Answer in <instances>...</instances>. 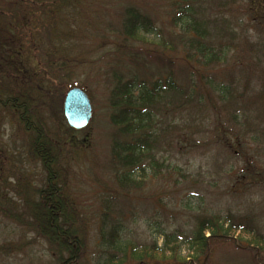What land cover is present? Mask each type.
Masks as SVG:
<instances>
[{
	"label": "trees",
	"instance_id": "trees-1",
	"mask_svg": "<svg viewBox=\"0 0 264 264\" xmlns=\"http://www.w3.org/2000/svg\"><path fill=\"white\" fill-rule=\"evenodd\" d=\"M161 1L162 25L137 0H0V128L41 169L0 147V219L44 243V264H264V0ZM93 83L116 130L118 190L139 187L137 171L157 175L175 146L206 155L250 208L197 213L186 230H160L159 245L123 242L104 206L90 238L68 178L75 132L56 106L73 87L90 99Z\"/></svg>",
	"mask_w": 264,
	"mask_h": 264
},
{
	"label": "rangeland",
	"instance_id": "rangeland-1",
	"mask_svg": "<svg viewBox=\"0 0 264 264\" xmlns=\"http://www.w3.org/2000/svg\"><path fill=\"white\" fill-rule=\"evenodd\" d=\"M137 1L142 5L147 3L145 8L149 14L157 18L158 24H165L168 8L164 2ZM144 38L147 41L152 40L151 35ZM93 88L94 94L90 98L92 117L89 125L83 130L74 131L75 133L67 132L75 143L73 147H76L69 151L67 160L71 161L69 183L80 209L91 223L90 238L95 235L104 206L109 208L112 217H117L124 225L123 242L142 244L157 240L159 245L162 243L158 234L160 230H186L197 213H225L231 209L238 216H243L245 209L250 208L248 205L244 206L243 197L233 198L227 193L231 180L227 177L225 179L222 172L215 173L212 168L213 161L206 155H183L178 153L179 150L175 146L167 153L161 154L166 161L157 175L153 174L152 170H146V176L143 178L141 172L137 171L134 177L141 181L139 187L126 195L118 190L113 180L114 169L111 160V144L116 138V130L108 121L106 91H102L96 83H93ZM62 106L63 101L61 104L57 103L56 110L57 113L61 111L62 120L58 116V122L61 129L66 131L68 126L63 118ZM15 135L8 125L0 128V147L8 154L7 163L22 162L39 178L40 167L30 163L26 149H23V142ZM234 164L242 166L241 161ZM158 201L161 202L157 203ZM189 202L190 208H187ZM4 221L0 219V247L5 248L4 251L0 248V264H44L48 261L43 242L33 240L31 235L24 234ZM233 237L244 240L248 236L236 233ZM181 252L182 256L188 255L186 247H182Z\"/></svg>",
	"mask_w": 264,
	"mask_h": 264
},
{
	"label": "water",
	"instance_id": "water-1",
	"mask_svg": "<svg viewBox=\"0 0 264 264\" xmlns=\"http://www.w3.org/2000/svg\"><path fill=\"white\" fill-rule=\"evenodd\" d=\"M63 118L72 130L86 128L92 117V107L86 93L79 88L69 89L63 99Z\"/></svg>",
	"mask_w": 264,
	"mask_h": 264
}]
</instances>
